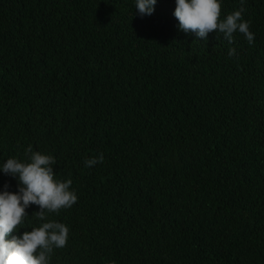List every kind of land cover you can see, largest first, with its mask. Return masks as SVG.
<instances>
[{
  "label": "trees",
  "instance_id": "1",
  "mask_svg": "<svg viewBox=\"0 0 264 264\" xmlns=\"http://www.w3.org/2000/svg\"><path fill=\"white\" fill-rule=\"evenodd\" d=\"M176 7L0 0V169L31 146L77 195L43 221L30 204L9 242L55 221L47 264H264V0L243 3L252 44L185 33Z\"/></svg>",
  "mask_w": 264,
  "mask_h": 264
},
{
  "label": "clouds",
  "instance_id": "2",
  "mask_svg": "<svg viewBox=\"0 0 264 264\" xmlns=\"http://www.w3.org/2000/svg\"><path fill=\"white\" fill-rule=\"evenodd\" d=\"M157 0H136V9L141 17L151 16ZM244 0H241L239 11L226 16L221 21V4L219 0H176L174 16L179 21L180 30L195 33L198 38H206L210 32L223 34L229 43L233 42V34L241 33L249 44L254 42V34L249 31V22L241 19ZM229 57L236 55L235 49H229ZM29 162H20L15 158L3 164L4 174L18 179L19 191L12 194L9 185L4 186L0 194V264H47L48 255L56 248L65 247L68 241L69 228L55 221L42 223V226L26 231L22 237L13 236L11 242L6 237L16 231L26 216L25 209L30 204L40 207L34 214L41 221L46 212L55 213L61 208H70L77 202V195L70 191L72 181H57L54 176L55 163L53 157L34 152L29 146L25 155ZM103 154L98 158L85 159L86 167L102 163ZM39 250V251H38Z\"/></svg>",
  "mask_w": 264,
  "mask_h": 264
}]
</instances>
